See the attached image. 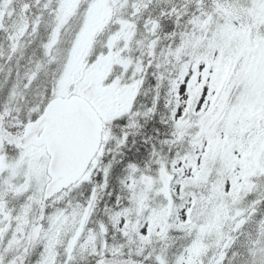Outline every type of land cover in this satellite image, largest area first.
I'll return each mask as SVG.
<instances>
[{
    "label": "snow or ice",
    "instance_id": "snow-or-ice-1",
    "mask_svg": "<svg viewBox=\"0 0 264 264\" xmlns=\"http://www.w3.org/2000/svg\"><path fill=\"white\" fill-rule=\"evenodd\" d=\"M0 264H264V0H0Z\"/></svg>",
    "mask_w": 264,
    "mask_h": 264
}]
</instances>
